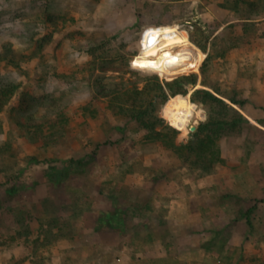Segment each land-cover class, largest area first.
<instances>
[{
  "label": "rangeland",
  "instance_id": "rangeland-1",
  "mask_svg": "<svg viewBox=\"0 0 264 264\" xmlns=\"http://www.w3.org/2000/svg\"><path fill=\"white\" fill-rule=\"evenodd\" d=\"M168 26L197 68L133 65ZM147 77L166 94L144 117L162 138L93 87ZM197 89L245 119L208 170L178 150L208 118ZM177 95L185 131L164 114ZM0 264H264V0H0Z\"/></svg>",
  "mask_w": 264,
  "mask_h": 264
},
{
  "label": "trees",
  "instance_id": "trees-1",
  "mask_svg": "<svg viewBox=\"0 0 264 264\" xmlns=\"http://www.w3.org/2000/svg\"><path fill=\"white\" fill-rule=\"evenodd\" d=\"M197 43V42H196ZM199 46L201 45L200 43ZM203 46H201L202 48ZM91 56L94 54L91 52ZM178 81L175 80L171 83H165L168 87L177 85ZM99 95L109 96L110 104L115 105L118 113L127 114L129 112L130 119L140 123L144 129L148 130V137L162 138L163 134L156 130L154 124L146 123L145 116L149 115L154 110V103L161 98H166L165 91L162 84L157 77H147L145 84L142 87H131L124 90L123 86L116 85L112 89H107L105 84L96 81L93 84ZM172 94L174 90L170 89ZM191 101L202 104L208 113V118L205 122L200 123L196 129L189 134V139L178 146L180 154L185 156L188 154L193 156V165L202 169H209L213 166L218 151L215 148L216 141L222 137L227 130H233L240 122L245 119L237 113L235 109L227 105L222 99L218 98L212 92L204 89H197L191 95ZM229 101L235 105L241 106V103L229 97ZM150 107L141 111L143 104ZM146 106V107H147ZM147 107V108H148ZM232 113L233 117L230 120H225L226 116ZM96 116V113H93ZM173 133H177L170 127H166ZM162 134V135H161ZM176 153V149H174ZM215 157V160H214Z\"/></svg>",
  "mask_w": 264,
  "mask_h": 264
},
{
  "label": "bare ground",
  "instance_id": "bare-ground-1",
  "mask_svg": "<svg viewBox=\"0 0 264 264\" xmlns=\"http://www.w3.org/2000/svg\"><path fill=\"white\" fill-rule=\"evenodd\" d=\"M202 57L197 48L186 41L178 28L168 26L154 30L133 65L161 77L172 76L195 70ZM164 114L169 124L180 131H185L193 118L187 99L180 95L167 101Z\"/></svg>",
  "mask_w": 264,
  "mask_h": 264
},
{
  "label": "water",
  "instance_id": "water-1",
  "mask_svg": "<svg viewBox=\"0 0 264 264\" xmlns=\"http://www.w3.org/2000/svg\"><path fill=\"white\" fill-rule=\"evenodd\" d=\"M186 89H193V84H189L185 87ZM195 128L194 127H190V131H193Z\"/></svg>",
  "mask_w": 264,
  "mask_h": 264
}]
</instances>
